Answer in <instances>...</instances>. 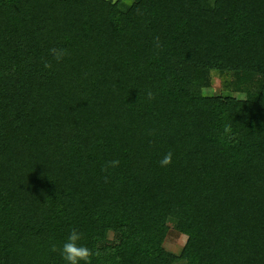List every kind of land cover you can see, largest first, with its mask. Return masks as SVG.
I'll use <instances>...</instances> for the list:
<instances>
[{
    "label": "trees",
    "instance_id": "16d2710c",
    "mask_svg": "<svg viewBox=\"0 0 264 264\" xmlns=\"http://www.w3.org/2000/svg\"><path fill=\"white\" fill-rule=\"evenodd\" d=\"M170 223L186 264H264V0H0V264H66L74 228L174 264Z\"/></svg>",
    "mask_w": 264,
    "mask_h": 264
},
{
    "label": "clouds",
    "instance_id": "9594fccd",
    "mask_svg": "<svg viewBox=\"0 0 264 264\" xmlns=\"http://www.w3.org/2000/svg\"><path fill=\"white\" fill-rule=\"evenodd\" d=\"M154 45L156 48L161 47V42L159 37L154 39ZM50 54L52 55L53 59L57 62L61 61L67 52L65 49L60 48H52L50 49ZM44 67L46 69H51L52 64L45 61ZM147 98L149 100L154 99V94L152 92L147 93ZM173 154L172 152H168L165 154L161 160L159 161L161 167H168L172 164ZM120 164L118 159L110 160L105 163L104 170L107 171L108 168H116ZM107 179V178H105ZM82 239V233H80L77 229H72L70 234L68 235L67 240L64 242L61 251V256L66 264H91L90 258L93 255L91 249L87 246L81 245L79 241ZM53 252L57 251V247L53 245L52 249Z\"/></svg>",
    "mask_w": 264,
    "mask_h": 264
},
{
    "label": "rangeland",
    "instance_id": "374dc122",
    "mask_svg": "<svg viewBox=\"0 0 264 264\" xmlns=\"http://www.w3.org/2000/svg\"><path fill=\"white\" fill-rule=\"evenodd\" d=\"M203 90L207 95H224L237 98L245 97L244 94L239 92L232 76L227 73H224L223 75H214L211 80H206L203 84ZM169 227L170 231L164 244V250L166 253L174 257V264H186L181 257V251L187 242V237L176 231L172 223L169 224ZM111 239H113L112 234L110 235V240Z\"/></svg>",
    "mask_w": 264,
    "mask_h": 264
}]
</instances>
